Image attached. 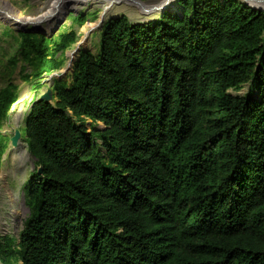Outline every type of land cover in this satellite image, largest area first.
Here are the masks:
<instances>
[{
	"label": "trees",
	"instance_id": "16d2710c",
	"mask_svg": "<svg viewBox=\"0 0 264 264\" xmlns=\"http://www.w3.org/2000/svg\"><path fill=\"white\" fill-rule=\"evenodd\" d=\"M178 5L147 23L109 20L99 54H80L54 101L32 99L19 129L37 161L23 188L30 216L15 249L4 240L7 256L264 264V11ZM22 36L45 66L43 38ZM244 85V96L229 94ZM18 100L0 92V129Z\"/></svg>",
	"mask_w": 264,
	"mask_h": 264
},
{
	"label": "rangeland",
	"instance_id": "374dc122",
	"mask_svg": "<svg viewBox=\"0 0 264 264\" xmlns=\"http://www.w3.org/2000/svg\"><path fill=\"white\" fill-rule=\"evenodd\" d=\"M59 1L63 3L56 6ZM81 1L0 0V92L10 88L19 97L23 93L26 94L23 109L11 118L10 124H4L0 129V143H2L0 264H21L16 259V255L7 256L3 253L8 250V245L4 240L11 239L13 249H15L18 246L19 234L23 225L30 216L23 188L31 174L34 173L37 161L26 148L24 135H21L18 146H14L18 149H11V138L15 131L20 129L22 133L25 132L24 117L30 102L34 98H43L53 102L54 93L51 88L54 82L61 81L70 84L72 69L80 54L86 51H91L95 56L99 54L101 33L105 23L123 16L133 23L158 20L161 15L160 13L154 14L153 9L163 0H115L114 6L109 10H104L106 2L103 0L86 4ZM236 1L249 7L264 8V0ZM251 1L255 4L252 5ZM54 8L56 12L46 24L32 23L31 19L35 16ZM166 11L180 13L178 0H174ZM23 15L24 18L29 19L20 21V23L16 22V19ZM23 34L42 37L46 42L45 47L50 57H41L45 66L42 67L40 64L38 48L31 49L24 45ZM69 34H73L75 39L68 43L67 48L60 50L59 44ZM34 84H39V87L33 88ZM248 90L249 85H244L241 88L230 90L229 94L244 96ZM103 126V124H97L96 129L103 130ZM13 200L15 205L12 204Z\"/></svg>",
	"mask_w": 264,
	"mask_h": 264
},
{
	"label": "bare ground",
	"instance_id": "6f19581e",
	"mask_svg": "<svg viewBox=\"0 0 264 264\" xmlns=\"http://www.w3.org/2000/svg\"><path fill=\"white\" fill-rule=\"evenodd\" d=\"M100 2V0H82L81 2L82 3H88V2ZM104 2H106V5H105V7H104V10H109V9H111L114 5H113V3H115L116 1L115 0H103ZM174 0H163L160 4H158L156 7H154V9H153V13L154 14H157V13H160V15H161V13H163L164 11H166L168 8H170V6H171V4H172V2H173ZM63 3V1H59L57 4H56V6H60L61 4ZM251 4L252 5H254L255 3L253 2V1H251ZM264 9V8H263ZM55 12H56V8H54V9H51V10H49L48 12H44L43 14L41 13V14H39L38 16H35L33 19H31V21H32V23L33 24H46V22H48L52 17H53V15L55 14ZM112 12H113V10H112ZM150 14H152V13H150ZM159 15V16H160ZM19 16V15H18ZM150 17V16H149ZM155 18V17H154ZM29 18H24V15L22 16V17H18L17 19H16V22H19L20 23V21H26V20H28ZM15 23V22H14ZM26 97V94L25 93H23L20 97H19V100L17 101V103L16 104H14L13 105V107H12V109H11V111H10V114H9V117H10V120H11V118H14L13 116L17 113V112H19V111H21L22 109H23V105H25L24 104V101H25V98ZM12 147H11V149H13L14 150V148H15V150L16 149H18L17 147H14V145H11ZM26 148H27V146H26ZM18 151V150H17ZM12 204H14L15 205V201L13 200L12 201ZM15 211V207H14V210H13V212ZM18 216V215H17ZM14 223V222H13ZM6 227V226H5ZM3 230V229H2Z\"/></svg>",
	"mask_w": 264,
	"mask_h": 264
},
{
	"label": "water",
	"instance_id": "95a60500",
	"mask_svg": "<svg viewBox=\"0 0 264 264\" xmlns=\"http://www.w3.org/2000/svg\"><path fill=\"white\" fill-rule=\"evenodd\" d=\"M251 8L259 9V10H263L264 11V9L262 7H260V6H251ZM9 122H11V120ZM20 139H21V132H20V130L17 129L15 131V133H14V136L11 138L12 145L18 146V143H19ZM39 173H41L40 170H39Z\"/></svg>",
	"mask_w": 264,
	"mask_h": 264
}]
</instances>
